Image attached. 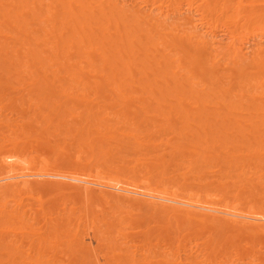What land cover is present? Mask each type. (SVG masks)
<instances>
[{
	"label": "bare ground",
	"instance_id": "obj_1",
	"mask_svg": "<svg viewBox=\"0 0 264 264\" xmlns=\"http://www.w3.org/2000/svg\"><path fill=\"white\" fill-rule=\"evenodd\" d=\"M171 1L0 0V264H264V0Z\"/></svg>",
	"mask_w": 264,
	"mask_h": 264
},
{
	"label": "rangeland",
	"instance_id": "obj_2",
	"mask_svg": "<svg viewBox=\"0 0 264 264\" xmlns=\"http://www.w3.org/2000/svg\"><path fill=\"white\" fill-rule=\"evenodd\" d=\"M186 3V4H185ZM171 4H181L182 6V11H184L183 12V14L185 13V10H186V8H187V2H185V0H172L171 1ZM185 15V14H184ZM184 15H182V16H184ZM172 21V19L170 20V22ZM259 32H260V30H258ZM258 31H257V33H258ZM223 31H219L218 33H220L219 35H221V33H222ZM223 34H224V32H223ZM222 34V35H223ZM250 34L251 35H253L252 33H251V31H250ZM221 35V36H222ZM260 36H264V34L263 35H260ZM253 38L254 37H252L251 39L250 38H248V41L250 40V41H253ZM261 38V37H260ZM264 37H262V39H263ZM262 39H260V40H262ZM263 41H264V39H263ZM190 48V52H189V54H191L192 55V53H195V52H193V50H195L196 49V47L193 49V47H187V49H189ZM192 48V49H191ZM195 51H197V49L195 50ZM192 52V53H191ZM199 52H200V54L201 53H204L205 51L204 50H199ZM197 53H198V51H197ZM196 53V54H197ZM205 54V53H204ZM203 54V55H204ZM7 67H8V65H0V74L4 77V78H7L6 76V73H3V71H6L7 70ZM14 79L15 78H13V79H11L10 80V82H12V81H14ZM108 92V90H106L105 92H104V94H106ZM1 100H3L2 98H0V101ZM13 106H15V104L13 105ZM29 106V104H28V102L26 103V104H24V106H23V108H26V107H28ZM120 107H113V109L114 110H116V109H119ZM30 115L33 113V114H35V115H37L38 117H37V120H40L39 121V123L37 124V125H39V126H42V125H47V121L46 120H44L43 121V114L44 113H52V112H50V110H48V111H46L45 109H43L42 107L41 108H38V109H36V110H31L30 109ZM29 112H26V113H29ZM37 123V122H36ZM152 124V123H151ZM180 125H177V128L176 129H178V127H179ZM53 129L54 128H50L49 130H46V131H43V133H44V135H46V134H48L49 132H52L53 131ZM144 129L145 130H149V128H145L144 127ZM153 139H158V135H156V136H154L153 137ZM39 149H41V148H39ZM35 154V153H34ZM75 154V153H74ZM46 155L50 158V160L52 161V162H54L55 161V159H57V157H59V156H57V151H56V149L55 150H48V151H46ZM120 155V154H119ZM118 155V156H119ZM122 155V154H121ZM75 156V155H74ZM57 203H58V201L57 200H54L53 201V203L52 204H54V205H57ZM137 231V230H136Z\"/></svg>",
	"mask_w": 264,
	"mask_h": 264
}]
</instances>
